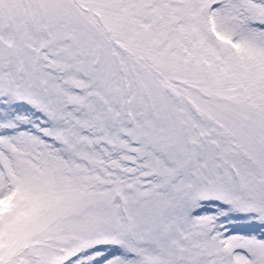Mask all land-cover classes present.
Listing matches in <instances>:
<instances>
[{"label": "snow or ice", "instance_id": "obj_1", "mask_svg": "<svg viewBox=\"0 0 264 264\" xmlns=\"http://www.w3.org/2000/svg\"><path fill=\"white\" fill-rule=\"evenodd\" d=\"M0 264H264V0H0Z\"/></svg>", "mask_w": 264, "mask_h": 264}]
</instances>
